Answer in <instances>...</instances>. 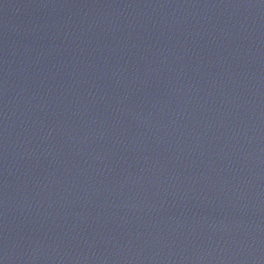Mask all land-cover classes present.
Wrapping results in <instances>:
<instances>
[{"label":"water","instance_id":"water-1","mask_svg":"<svg viewBox=\"0 0 264 264\" xmlns=\"http://www.w3.org/2000/svg\"><path fill=\"white\" fill-rule=\"evenodd\" d=\"M0 264H264V0H0Z\"/></svg>","mask_w":264,"mask_h":264}]
</instances>
